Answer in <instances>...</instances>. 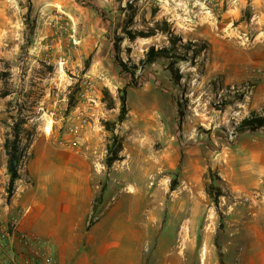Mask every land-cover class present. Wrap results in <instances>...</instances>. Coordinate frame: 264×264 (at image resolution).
<instances>
[{
  "label": "rangeland",
  "instance_id": "obj_1",
  "mask_svg": "<svg viewBox=\"0 0 264 264\" xmlns=\"http://www.w3.org/2000/svg\"><path fill=\"white\" fill-rule=\"evenodd\" d=\"M157 21L181 39L175 46L160 30L124 33ZM152 47L171 57L142 62ZM6 82L14 93L0 97L2 205L13 101L30 115L22 167L76 136L90 150L101 178L87 224L101 222L102 239L120 247L110 256L264 264V127L243 125L264 115V0H0V89ZM115 135L120 159L108 166Z\"/></svg>",
  "mask_w": 264,
  "mask_h": 264
},
{
  "label": "crops",
  "instance_id": "obj_2",
  "mask_svg": "<svg viewBox=\"0 0 264 264\" xmlns=\"http://www.w3.org/2000/svg\"><path fill=\"white\" fill-rule=\"evenodd\" d=\"M81 141L76 136L67 148L45 145L20 166L16 191L9 202L4 197L0 208L17 218L20 232L44 240L57 264H126L109 255L120 247L102 239L110 235L98 230L101 222L87 229L99 183L95 180L101 176L93 172L90 150Z\"/></svg>",
  "mask_w": 264,
  "mask_h": 264
},
{
  "label": "trees",
  "instance_id": "obj_3",
  "mask_svg": "<svg viewBox=\"0 0 264 264\" xmlns=\"http://www.w3.org/2000/svg\"><path fill=\"white\" fill-rule=\"evenodd\" d=\"M31 1V0H29ZM130 4H128L129 6ZM156 25L159 27L157 29L151 28L148 32H137L133 31L130 29H126L124 33L130 38L134 39L138 36L142 37H150L156 34L157 30H160L162 32L168 33L172 44L175 46L177 41L181 40L179 39L176 34H174L171 31V28L169 26V23L167 21L163 22H156ZM122 40V38H118V40L115 41L116 49H119V42ZM129 50V49H127ZM161 54H166L168 57H171L170 54L171 52H168L167 49H162L156 51L153 47L147 52L146 58L142 60V62H147L151 63L156 59L157 55ZM121 59V58H119ZM121 61V60H120ZM175 60H173L172 63H174ZM121 65L126 68V65L123 64L121 61ZM14 93V91L8 86V82L5 83L2 89H0V97L5 98L8 96H11ZM122 106H121V113L118 117V121L122 122L125 118V115L127 114V99L126 95H123L121 98ZM15 106L13 105V101L8 102V108H9V113H10V118L13 120L12 125H11V132L7 136L5 143H4V148L5 152L7 155V160H6V169H7V174L9 176L8 184L6 186V193H7V201L9 202L12 196L14 195L16 191V183L17 181L21 178L20 174V166L21 163L26 156V150L28 148L29 140L31 135L28 136V143H26L23 147L21 146L22 139H23V132H24V127L28 123V120L30 118L29 114H25L23 112V106H18L14 108ZM114 107V102L113 100L109 104V108ZM15 111H18L17 114H15ZM108 125V130H112L111 124L108 122L106 123ZM243 125L245 127H249L251 130H256L260 127H264V115H254L251 118H247L244 120ZM114 139V144H109L108 145V154L106 157V164L108 166H111L116 160L120 159V152L122 150V144L117 141V136L115 135L113 137ZM172 189H175V186L172 185ZM96 211V205L94 204L93 206V213ZM89 226H87V229H89Z\"/></svg>",
  "mask_w": 264,
  "mask_h": 264
},
{
  "label": "built area",
  "instance_id": "obj_4",
  "mask_svg": "<svg viewBox=\"0 0 264 264\" xmlns=\"http://www.w3.org/2000/svg\"><path fill=\"white\" fill-rule=\"evenodd\" d=\"M18 242L22 244L20 247L16 245ZM0 264H57V261L44 240L20 232L17 218L0 211Z\"/></svg>",
  "mask_w": 264,
  "mask_h": 264
},
{
  "label": "bare ground",
  "instance_id": "obj_5",
  "mask_svg": "<svg viewBox=\"0 0 264 264\" xmlns=\"http://www.w3.org/2000/svg\"><path fill=\"white\" fill-rule=\"evenodd\" d=\"M51 128H52V121L48 120V122L45 124L44 130H45L46 133L49 134L51 132Z\"/></svg>",
  "mask_w": 264,
  "mask_h": 264
}]
</instances>
